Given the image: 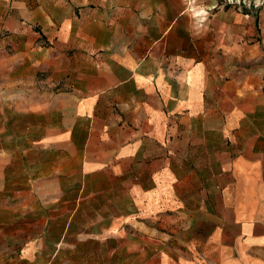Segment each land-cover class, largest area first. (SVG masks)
Instances as JSON below:
<instances>
[{
  "label": "crops",
  "instance_id": "obj_1",
  "mask_svg": "<svg viewBox=\"0 0 264 264\" xmlns=\"http://www.w3.org/2000/svg\"><path fill=\"white\" fill-rule=\"evenodd\" d=\"M0 0V264H264V6Z\"/></svg>",
  "mask_w": 264,
  "mask_h": 264
},
{
  "label": "built area",
  "instance_id": "obj_2",
  "mask_svg": "<svg viewBox=\"0 0 264 264\" xmlns=\"http://www.w3.org/2000/svg\"><path fill=\"white\" fill-rule=\"evenodd\" d=\"M217 6H228L239 11H255L264 6V0H216Z\"/></svg>",
  "mask_w": 264,
  "mask_h": 264
}]
</instances>
